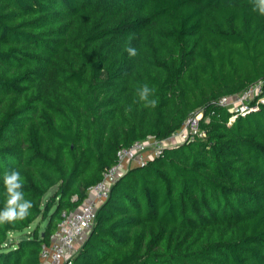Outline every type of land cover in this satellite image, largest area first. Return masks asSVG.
I'll return each mask as SVG.
<instances>
[{
  "label": "trees",
  "instance_id": "obj_1",
  "mask_svg": "<svg viewBox=\"0 0 264 264\" xmlns=\"http://www.w3.org/2000/svg\"><path fill=\"white\" fill-rule=\"evenodd\" d=\"M262 79L253 0H0V210L12 169L33 203L0 224V264H40L121 148L199 110L206 135L121 175L73 262L264 264V103L234 120L218 104ZM144 84L157 107L139 101ZM39 218L42 233L10 238Z\"/></svg>",
  "mask_w": 264,
  "mask_h": 264
},
{
  "label": "built area",
  "instance_id": "obj_2",
  "mask_svg": "<svg viewBox=\"0 0 264 264\" xmlns=\"http://www.w3.org/2000/svg\"><path fill=\"white\" fill-rule=\"evenodd\" d=\"M261 103H264V79L237 94L223 96L218 100L219 105L228 107L233 113L231 120L258 109ZM202 118L203 111L199 110L192 113L182 127L168 139L149 137L121 148L117 153V163L104 173L98 183L88 189V197L81 206L62 213L61 221L50 241L42 244L40 264H74L77 246L83 243L93 228L98 209L109 198L115 181L131 166L145 164L161 154L165 147L180 143L177 141L179 138L183 142L196 135L205 136L206 131L201 128Z\"/></svg>",
  "mask_w": 264,
  "mask_h": 264
},
{
  "label": "clouds",
  "instance_id": "obj_3",
  "mask_svg": "<svg viewBox=\"0 0 264 264\" xmlns=\"http://www.w3.org/2000/svg\"><path fill=\"white\" fill-rule=\"evenodd\" d=\"M253 10L258 12L259 15L264 16V0H253ZM125 51L129 57H135L137 55V49L134 47L127 46ZM154 92L155 89L144 84L136 90V95L139 101L144 103L145 107L155 108L158 106V101L151 98ZM3 182L7 199L4 208L0 210V224L27 218L30 215L33 203L31 200L25 199L23 192L24 181L20 172L15 169L6 171Z\"/></svg>",
  "mask_w": 264,
  "mask_h": 264
},
{
  "label": "rangeland",
  "instance_id": "obj_4",
  "mask_svg": "<svg viewBox=\"0 0 264 264\" xmlns=\"http://www.w3.org/2000/svg\"><path fill=\"white\" fill-rule=\"evenodd\" d=\"M177 141H179L181 143V139H177ZM56 190V187L52 188L48 194L45 196V199L44 201H46L48 199V197L50 196V194H52L54 191ZM38 225L40 227V233H42L46 227V221H42V219H37L29 229L25 230V231H17V232H12L11 235H10V238L11 239H17V238H20L22 236H24V234L26 232H29V231H32V229H34V227Z\"/></svg>",
  "mask_w": 264,
  "mask_h": 264
},
{
  "label": "crops",
  "instance_id": "obj_5",
  "mask_svg": "<svg viewBox=\"0 0 264 264\" xmlns=\"http://www.w3.org/2000/svg\"><path fill=\"white\" fill-rule=\"evenodd\" d=\"M79 247H80V245H79V246H77V250L79 249Z\"/></svg>",
  "mask_w": 264,
  "mask_h": 264
}]
</instances>
